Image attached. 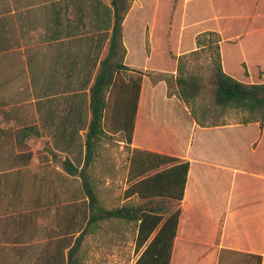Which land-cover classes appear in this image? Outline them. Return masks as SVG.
I'll use <instances>...</instances> for the list:
<instances>
[{"label": "crops", "instance_id": "obj_1", "mask_svg": "<svg viewBox=\"0 0 264 264\" xmlns=\"http://www.w3.org/2000/svg\"><path fill=\"white\" fill-rule=\"evenodd\" d=\"M153 3L140 38L127 41V25L149 3L136 0L124 21L125 64L145 73L126 144L131 153L190 162L170 264H260V257L264 264V123L202 127L177 87L169 94L168 82L154 77L175 76L179 58L198 49V35L215 31L224 71L264 83V0H180L177 51L166 61L154 59L160 0ZM110 8L104 0H0V264H68L88 226L89 207L75 224L71 189L58 190L56 100L67 104L73 90L90 89L112 32ZM174 22L166 20L167 37ZM135 49L144 61L131 58ZM31 125L40 130L33 136L39 146L26 150L17 131ZM133 227L134 242L116 248L114 264H135L146 249L137 250Z\"/></svg>", "mask_w": 264, "mask_h": 264}, {"label": "trees", "instance_id": "obj_2", "mask_svg": "<svg viewBox=\"0 0 264 264\" xmlns=\"http://www.w3.org/2000/svg\"><path fill=\"white\" fill-rule=\"evenodd\" d=\"M135 0H111L112 22L107 56L101 61L90 87L91 119L86 134L85 162L80 168L70 158L63 169L79 177L89 199L88 226L76 238L69 251L68 264H82L79 251L86 232L103 220H121L139 225L137 250L147 244L135 264H170L180 222V203L184 199L189 161L140 148L132 150L128 171L126 203L115 208L102 205L90 168L100 141L108 132L123 133L132 142L143 71L125 64L124 21ZM221 36L215 31L198 35V49L179 58L177 74H165L169 94L171 84L188 106L192 117L202 127L231 123H264V83L249 84L227 74L220 54ZM208 51L211 57L204 70H190L189 58ZM130 72L128 80L121 75ZM114 104V105H113ZM240 115L239 121L231 117ZM40 135L38 126H25L17 131L19 144ZM133 198H137L135 201ZM260 257V264H261Z\"/></svg>", "mask_w": 264, "mask_h": 264}, {"label": "rangeland", "instance_id": "obj_3", "mask_svg": "<svg viewBox=\"0 0 264 264\" xmlns=\"http://www.w3.org/2000/svg\"><path fill=\"white\" fill-rule=\"evenodd\" d=\"M104 1L109 5L111 4V0ZM153 2H156V0H146V3L149 4L143 11L135 9L134 14L136 15L135 17L133 15L131 21H129L127 25V41L130 39L140 38L144 35L143 23L151 17L154 9ZM179 2L180 0H160L159 15L154 26L157 38L154 43V59L157 58L159 60L166 61L168 53L170 57L177 51L178 44L176 39L180 32V20L175 25L174 6ZM181 2L183 3V0H181ZM191 17L192 15L189 16V19H191ZM166 20L167 23L174 22L175 28L172 32V38L169 36L167 37L168 33L165 27L168 24H166ZM189 32L190 30H188L186 34L188 35ZM108 51L109 43L108 48L106 49L107 53H104L105 56L103 59L107 56ZM131 58H137L144 61V51L142 49L132 50ZM210 59L211 57L209 52L203 51L200 54L191 56L187 67L190 70H204V66L208 64ZM129 74L131 73L124 72L121 75L123 78L128 80ZM154 77H156L155 79L157 80V78L159 79L163 77V75L156 74ZM171 85L172 92L175 86L173 84ZM73 91L76 92L74 95L71 93L72 95L66 96L67 104L63 103V100L60 99H64V96L60 98L58 97L59 100H56L58 104L56 106L57 123L55 147L58 152H55V161L58 167V190L59 192H64L66 187L67 191L68 188L71 189L73 197V217L75 224H77V222L85 218V211H87L89 201L84 200L86 195L81 179L70 175L72 178L71 181H69V174L65 177L66 174L63 169L62 162L67 157L80 168L83 166L86 154V134L91 119V111L90 89L81 90L77 88ZM68 102L73 104V109L71 117L65 119L67 116L66 112H68V106H70ZM240 119V115H234L231 117L232 121H239ZM24 144L26 150L39 146L38 140L33 137L27 139ZM41 147L51 148L49 143L43 144ZM130 155L131 149L126 144L125 135L120 132H108L98 145L95 160L91 165L90 171L97 186L100 201L106 208H115L126 203L124 192L129 186L128 171L130 165ZM65 178H67L66 181ZM136 199L137 198H133L132 200L135 201ZM75 224L74 231L76 230ZM134 224L135 223H127L114 219L100 221L95 227L89 228L85 234L79 251V258L82 264H114L116 248L120 245H125L126 247L130 243L134 242Z\"/></svg>", "mask_w": 264, "mask_h": 264}]
</instances>
